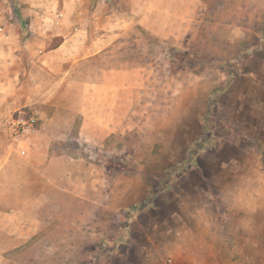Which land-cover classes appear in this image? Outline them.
I'll use <instances>...</instances> for the list:
<instances>
[{"label":"rangeland","instance_id":"374dc122","mask_svg":"<svg viewBox=\"0 0 264 264\" xmlns=\"http://www.w3.org/2000/svg\"><path fill=\"white\" fill-rule=\"evenodd\" d=\"M6 21L77 51L46 106L60 162L0 149V264H264L217 198L245 150L264 165V0H0Z\"/></svg>","mask_w":264,"mask_h":264},{"label":"crops","instance_id":"0c3cea01","mask_svg":"<svg viewBox=\"0 0 264 264\" xmlns=\"http://www.w3.org/2000/svg\"><path fill=\"white\" fill-rule=\"evenodd\" d=\"M2 17L6 18L5 16ZM16 24L15 22L6 21L3 25H0V124L4 123L0 125V129L2 127L3 132L0 134L2 135L0 149L5 152L6 147H8L7 136L9 133L10 114L19 109L37 108L36 111L40 120L38 130L33 137L31 136L27 139L26 148L28 152L26 151L27 153L25 152L26 154L23 156L25 157L24 163L27 169L34 172L36 170L40 171V167L36 165L40 161H48V163L49 160L52 163L60 162L61 155L57 154V152L53 153V156L50 155L49 160H47L48 155L44 152L50 145L53 147L60 146L61 140L59 139L66 134L67 130L62 128L57 108L48 110L46 106L50 105V99L58 90L64 78H66L65 74L62 75L56 71L59 68L57 63H60V67L66 63L69 66L71 63L66 61L77 49L69 50L68 54L60 56L58 62L57 60L54 62L52 57L57 55L60 49L67 47L68 39L61 41L58 47L45 52L38 46L29 43L27 39L21 38V32L16 28ZM52 82L55 83L54 86H51ZM34 137L38 139L40 144L33 139ZM5 154H0V158H6ZM99 199H101L100 204L103 205L104 201L101 197ZM247 239L249 240V238ZM129 242L130 244L133 243V239L130 238ZM215 251L207 247L201 254L203 255L201 258L215 255ZM129 252V250L124 252L122 257H129L131 255ZM243 253L246 255L247 251ZM150 255V253L144 252L142 256H137V258L154 264L153 261L157 259H153V256ZM186 255L187 258L191 257L189 253Z\"/></svg>","mask_w":264,"mask_h":264},{"label":"clouds","instance_id":"9594fccd","mask_svg":"<svg viewBox=\"0 0 264 264\" xmlns=\"http://www.w3.org/2000/svg\"><path fill=\"white\" fill-rule=\"evenodd\" d=\"M242 161L232 160L231 178L218 185L217 198L230 214L238 216L240 229L249 240L264 236V165L245 150ZM187 242L173 245L174 254L189 252Z\"/></svg>","mask_w":264,"mask_h":264},{"label":"built area","instance_id":"2783aa9c","mask_svg":"<svg viewBox=\"0 0 264 264\" xmlns=\"http://www.w3.org/2000/svg\"><path fill=\"white\" fill-rule=\"evenodd\" d=\"M12 117V116H11ZM38 130V118L34 113H18L9 121V141L24 154L28 137Z\"/></svg>","mask_w":264,"mask_h":264}]
</instances>
